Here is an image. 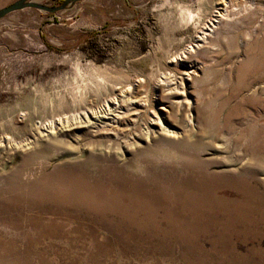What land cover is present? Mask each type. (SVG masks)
<instances>
[{
	"label": "rangeland",
	"instance_id": "obj_1",
	"mask_svg": "<svg viewBox=\"0 0 264 264\" xmlns=\"http://www.w3.org/2000/svg\"><path fill=\"white\" fill-rule=\"evenodd\" d=\"M222 1L0 19V264H264V0L199 42ZM121 95L145 106L87 122Z\"/></svg>",
	"mask_w": 264,
	"mask_h": 264
},
{
	"label": "bare ground",
	"instance_id": "obj_2",
	"mask_svg": "<svg viewBox=\"0 0 264 264\" xmlns=\"http://www.w3.org/2000/svg\"><path fill=\"white\" fill-rule=\"evenodd\" d=\"M222 3L224 4V8L220 9L221 11H218V14L216 15V19H213L212 24L210 25V29H208V28L205 29L207 32L208 31L209 32L208 33L203 32L202 35L198 37L199 42L207 41L208 37L212 36V33H214L215 30L218 28L217 24H222L224 21L231 20L230 18H231L232 11L228 10L229 4H226V0H223ZM196 47H201V44L197 43ZM177 59L178 58H175L174 61H177ZM179 60H182V59L179 57ZM174 61H172V62H174ZM180 85L183 86V83H181ZM179 94L182 96V98L176 102L178 104L179 110H182V109L190 110V108L192 107V100L189 97V94L185 91V89L182 93H179ZM114 106L118 107L119 111H116L115 109H113ZM144 106L145 105L140 104L139 101L135 100L130 95H128V96L121 95L120 99L116 98L112 101L111 105H107V108L104 111H102L100 113L92 112L90 114V116H88V115L86 116V119H87V122H91L90 117H92V118L97 117V120L99 119V121H100L99 124H101V126H103L104 128L109 127L108 129L111 130V128H113V127H118L120 125L121 120L124 117H127L128 115L130 116L131 114H132V116L138 115L136 108H138V107L142 108ZM162 110H165V108L162 107ZM152 113H153L155 118L153 119L151 117L149 120L150 123L151 124H157L160 131L169 134L171 132V129H172L170 124L168 125V123L164 122L162 119V116H160V114H158L156 112V110H153ZM91 123L94 126L95 125L98 126L97 122H95V123L91 122Z\"/></svg>",
	"mask_w": 264,
	"mask_h": 264
},
{
	"label": "water",
	"instance_id": "obj_3",
	"mask_svg": "<svg viewBox=\"0 0 264 264\" xmlns=\"http://www.w3.org/2000/svg\"><path fill=\"white\" fill-rule=\"evenodd\" d=\"M61 1H62V4L60 6L50 7L47 5L35 3L33 2V0H18L17 2L9 5L8 7L0 9V19L6 17L7 15L13 12L21 11L24 9H36V10H40L45 13L55 14L57 12L65 11L71 5H74L76 3H79L85 0H61Z\"/></svg>",
	"mask_w": 264,
	"mask_h": 264
},
{
	"label": "crops",
	"instance_id": "obj_4",
	"mask_svg": "<svg viewBox=\"0 0 264 264\" xmlns=\"http://www.w3.org/2000/svg\"><path fill=\"white\" fill-rule=\"evenodd\" d=\"M52 26H54V24H47V25H44L42 26V29L40 30L41 31V35H44V40L48 41V34H49V31H47V29L51 28Z\"/></svg>",
	"mask_w": 264,
	"mask_h": 264
},
{
	"label": "flooded vegetation",
	"instance_id": "obj_5",
	"mask_svg": "<svg viewBox=\"0 0 264 264\" xmlns=\"http://www.w3.org/2000/svg\"><path fill=\"white\" fill-rule=\"evenodd\" d=\"M61 1V0H60ZM62 2V1H61Z\"/></svg>",
	"mask_w": 264,
	"mask_h": 264
}]
</instances>
